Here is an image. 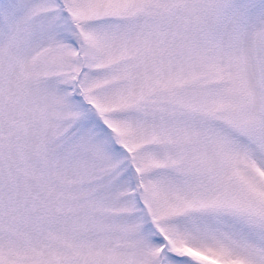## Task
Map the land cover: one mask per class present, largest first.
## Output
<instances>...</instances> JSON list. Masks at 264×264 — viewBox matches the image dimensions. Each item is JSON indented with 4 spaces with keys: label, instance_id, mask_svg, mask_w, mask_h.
<instances>
[{
    "label": "snow or ice",
    "instance_id": "6c2138e0",
    "mask_svg": "<svg viewBox=\"0 0 264 264\" xmlns=\"http://www.w3.org/2000/svg\"><path fill=\"white\" fill-rule=\"evenodd\" d=\"M0 264H264V0H0Z\"/></svg>",
    "mask_w": 264,
    "mask_h": 264
}]
</instances>
